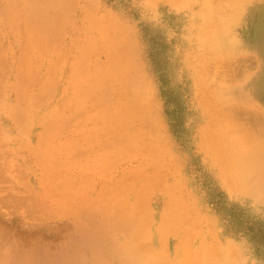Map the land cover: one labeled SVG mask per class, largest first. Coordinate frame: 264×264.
Wrapping results in <instances>:
<instances>
[{"label": "rangeland", "instance_id": "1", "mask_svg": "<svg viewBox=\"0 0 264 264\" xmlns=\"http://www.w3.org/2000/svg\"><path fill=\"white\" fill-rule=\"evenodd\" d=\"M42 1L53 7L51 16L68 1L71 23L21 34L3 21L22 18L23 10L30 13ZM190 1L0 0V258L5 251L54 254L70 246L88 252L76 228L88 229L86 213L99 220L112 202L113 213L140 221L128 252L149 251L158 264H264V185H256V173L264 174V102L252 92L260 73L253 49L264 0ZM80 44L94 49L81 65L74 50ZM116 49L130 63L139 104L148 105L159 135L152 146L161 156L149 163L164 172L155 183L150 175L159 169L145 174L140 163L121 165L114 173L121 185L105 201L109 177L97 172L95 153L75 163L68 149L82 136L89 113L69 122L64 116L76 104H68L75 73L92 75L95 60L107 61ZM39 71L46 85L34 90ZM240 91L259 109L243 105ZM252 128L255 142L244 135L242 144L232 143L243 129L252 136ZM131 192L145 198L138 217L123 205ZM117 203L122 210L116 211Z\"/></svg>", "mask_w": 264, "mask_h": 264}, {"label": "bare ground", "instance_id": "2", "mask_svg": "<svg viewBox=\"0 0 264 264\" xmlns=\"http://www.w3.org/2000/svg\"><path fill=\"white\" fill-rule=\"evenodd\" d=\"M42 2H44V3H42ZM42 2H37L35 4V6H33L34 9L30 13L25 12L23 10L22 18L11 20V18L8 17V18H3V21L6 22V24L9 27L16 29L17 33H21V34L27 33V32L32 33V34H36L35 31H37V29H39V31L40 30L45 31V29H46V31L50 30L52 27L51 24L53 22L59 23L62 26L64 24H66V21L71 23L72 16H70V13L67 14V12H68L67 7L70 4L68 1H65V3L63 5H60L59 13L57 15H52V16L47 12V10L50 12L51 8H53V7L48 5L46 1H42ZM259 13H261V12H259ZM61 28L62 27H60V29ZM53 30H54V27H53L52 31ZM44 31H42V32H44ZM75 32H76V28H75ZM78 32H79V30H78ZM81 34L82 33L79 32V35H81ZM37 35H38V32H37ZM62 36H64V35H62ZM39 37H40V35H39ZM111 37H112V35H111ZM48 39H49L48 41H50L49 36H48ZM61 39H63V38L61 37ZM111 39H113V38H111ZM120 39H121V37H120ZM58 43H59V41H58ZM47 44H50V43H47ZM83 46L84 45H81V44L74 46V50L80 54L79 59L77 60L79 65H81L83 62H86L88 60L89 53L94 52L93 51L94 49L90 50L89 46H88L89 48L83 47ZM118 50L119 49H116L115 52L113 53L114 55L109 56L107 61H105V62H102L101 59L95 60L94 64H92L95 73H93L92 75L86 74L85 72H81V73L79 72L78 74L75 73V78H74L75 80H73V81H71V83H69L70 84V86H69L70 90H68V93L75 92V94L72 97V99L68 102V104L70 103L71 105H74L75 102H76V104L74 107L71 108V111H72L71 114L69 112H68L69 114L67 113L69 115V117L65 118V116H64V120H67L69 122V121H74L75 119H78L79 117L84 118L85 116L83 117V115L86 114V112L89 113V116L87 115L88 117L86 118V120L83 119L84 123L82 125L85 128L81 129V131H82L81 135L82 136L79 139L72 140L68 145V149H69V153L72 154L71 158H73L75 160V163L80 159L83 160V158L86 157L87 155L95 153L94 160L96 161V163H98V167H97L98 171L97 172H99L103 177H106V179L109 177L108 178L109 180L107 181V183H105L104 189H106V191L104 190L105 192H104V194H102L103 196L101 195L102 196L101 198H103L105 195V197H104L105 201H106V198L109 196V193L110 192L115 193V191L117 190L119 185H121L120 180L114 176V173L117 172L119 166L121 167V165H124L127 163L131 164V165L135 162L140 163V165L138 166V169L141 173H145V174L149 173L152 169H155V170L159 169L158 173L154 174L153 176L150 175L151 177H154V179L152 181H154L155 183L157 182V179H155V176L159 175L160 170H161L160 164L157 165L156 161L153 164L149 163L150 159H153L156 156H161V155L152 146V143L154 141L153 135L157 134V133H156V128H154V125L152 123H150V118H148L149 117V111L147 109L148 105L147 106H144V105L140 106V104L142 103L141 99L143 97L141 98L140 93L137 90V81L135 80L134 75L132 73L133 69L130 66V63L128 64L126 62V60L124 59L122 54L120 57H117V52H120ZM253 50L257 54L256 57H258V59H259L260 73L258 76V80L255 82L254 86L252 87V92L256 97H258L259 99H261L264 102V14L262 16H260V22L258 24V31H257V35L255 38V44H254ZM91 55L93 56V54H91ZM78 63H76V64H78ZM35 68H36V66H35ZM47 68H46V70H47ZM57 69H58V67H57ZM53 71H54V69L51 72L52 75H53ZM63 72H64V69L61 70V77L63 75ZM38 74H40V71H39V73L37 72L35 74V78L32 79V81H34V84H33V87L35 88L34 90H36L37 88L38 89L41 88L40 86L44 87L46 85V83L44 84V82L42 83L40 80L42 75H40L41 76L40 77ZM55 74H56V71H55ZM45 75H47V74H45ZM49 76H51V75H49ZM52 79H53V77H52ZM42 80H43V78H42ZM52 82H50V83H52ZM55 84H56V82H55ZM240 92H242V91H240ZM236 94H238V93L236 92ZM242 94L243 95L239 96V101L243 105L253 106L252 108H256V109L258 108L259 109V107L254 105V103L249 99V96L244 94V91L242 92ZM144 101L146 103V100H144ZM139 102H141V103L139 104ZM70 104H69V106H70ZM15 112L16 113L20 112V110L19 111L16 110ZM61 114H62V110H61V113L58 110L56 111V117L59 120L61 119L60 116H63ZM17 115H19V114H17ZM14 116H16V114H14ZM18 118H20V117H18ZM211 118H213V117H211ZM83 120H82V122H83ZM55 123H57V122H55ZM48 127H49L48 129L50 130V127L53 128V124L51 126H48ZM57 127H58V125H57ZM54 132L55 131H53V133ZM240 132H241V130H240ZM233 133H234V131H233ZM249 133L250 132L245 130V129H243V132H242V134L240 133L241 135H239V137L235 133V135L237 137L235 136V138H233L234 142H232V143L233 144H242L244 135L249 136L252 139V141H254L253 135H254V133L256 135L257 131L254 132L253 128H252V133H253L252 136ZM54 134H56V133H54ZM259 135H260V133H259ZM52 136H54V135H52ZM75 136H77V135H75ZM58 137H59V135H58ZM58 137H56V138H58ZM255 137H257V136H255ZM48 138H51V137H48ZM239 138L241 140H238ZM54 140H52V141H54ZM231 147H232V145H231ZM238 153H240V151ZM254 154H255V152H254ZM254 154L251 153V157H253ZM66 155H68V154H66ZM253 158H255V156ZM156 159H159V158H156ZM243 161H245V160H243ZM233 162H234V165H232L233 166V171H232L233 174L231 173L232 177L236 174L235 172L238 169L235 165L234 159H233L232 163ZM162 164H164V163L162 162ZM247 164H249V163H247ZM253 164H254V162H253ZM258 164H259V162H258ZM73 165H74V163H73ZM135 168H137V167H135ZM161 171H163V170H161ZM89 172H91V171H89ZM262 173H263V171H262ZM262 173H256V174H259L258 183L256 185L260 184V181H261V184H260L261 187L264 185V181H263L264 174H262ZM250 174H251V172H250ZM247 176H249V174H247ZM130 177H132L131 174H130ZM93 178H95V176ZM126 179L124 181H126ZM129 179L130 178H128V180ZM91 181H92V179H91ZM144 181L142 182V184L144 183ZM99 185H101V184H99ZM87 186H89V185L87 184ZM122 186H126V184L122 183ZM127 189H129V188H127ZM141 190H142V188H141ZM79 193H80V189H79ZM107 194H108V196H107ZM122 194H123V192H122ZM133 194L134 193L131 192V194L129 196L127 195L126 200H125V198L123 199V200H125L123 205L125 208L130 209L131 211L133 209H134V212L137 211L136 217H138L139 212H140L139 205L143 204L142 202L144 201L143 199H145V198H143V199L139 198V200H138L135 197V196H137V194L135 196ZM76 198H77V196H76ZM113 202H115V201H113ZM111 203H105V206H106V207H104L105 213L101 217V219H99V220H98V218L94 212L90 213V214L86 213V215L84 213L85 216L82 218V222L84 223V225L86 223L85 226L88 225L87 226L88 229H84V228L77 229L76 228V237H78L79 242L81 240L82 242L85 243V245L87 246V249H89L88 252L83 251L82 249L81 250L83 252L78 251L77 249H74L71 246L65 247L64 249H62L58 253H54V254H50L47 252L45 253L44 251L40 252V253L20 252V253L10 254L9 252L5 251V252H3L4 255L2 254L3 256L0 258V264H47L49 261L53 260L57 256L64 258V260L61 261V264H143V261L145 262L144 264H152V260H153V264L160 263L161 260L159 262L157 260V258H159V257H154L152 253H149V251L148 252L147 251L141 252V251H139V248L137 249V251H134L132 253L127 251L126 245L129 241V239L131 237H133L132 234H134V232H135V228L137 226L136 224H138L140 221L132 220V218H130V216L128 215V212H124L121 214L119 212H118L119 214L113 213L112 210H113V207L116 206V204H114V203L111 204ZM117 204H119V203H117ZM93 205L94 204L92 203V206ZM169 206H170V204H169ZM94 207H96V206H94ZM117 208L118 209H116V211H118L119 208L121 209L122 205L121 204L117 205ZM165 212H167V211H165ZM172 212H173V210H172ZM111 213H113L114 216H112ZM111 218L113 220L112 222H110ZM177 224H179V223H177ZM172 226L175 228V224H173ZM145 237L147 238L146 235H145ZM118 239H120V240H118ZM134 241H136V240H134ZM76 247H77V245H76ZM140 258H141V261H140ZM195 264H197V263H195Z\"/></svg>", "mask_w": 264, "mask_h": 264}]
</instances>
